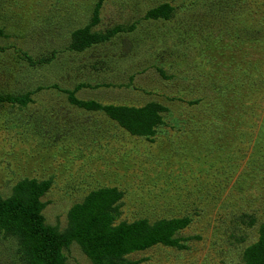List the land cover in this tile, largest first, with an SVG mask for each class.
Segmentation results:
<instances>
[{
  "label": "rangeland",
  "instance_id": "1",
  "mask_svg": "<svg viewBox=\"0 0 264 264\" xmlns=\"http://www.w3.org/2000/svg\"><path fill=\"white\" fill-rule=\"evenodd\" d=\"M86 26L107 38L70 50ZM0 29V96L25 99L0 105V198L49 180L41 215L62 234L89 192L116 188L115 224L190 221L127 261L246 264L264 227V0H0ZM70 97L155 103L160 123L132 135ZM60 252L91 264L74 241ZM33 263L0 229V264Z\"/></svg>",
  "mask_w": 264,
  "mask_h": 264
},
{
  "label": "trees",
  "instance_id": "2",
  "mask_svg": "<svg viewBox=\"0 0 264 264\" xmlns=\"http://www.w3.org/2000/svg\"><path fill=\"white\" fill-rule=\"evenodd\" d=\"M170 11V6L164 4L148 14L152 18L166 19ZM107 36L92 33L89 26L77 29L72 33L70 50L82 52ZM70 100L84 109L103 111L132 135H152L153 128L160 123L162 107L155 103L134 108L101 106L73 97ZM6 102L24 104L25 99L0 96V105ZM49 188V180L23 179L13 186L8 198H0V229L17 237L23 255L30 254L33 264H64L60 250L73 241L91 264H137L127 261L126 256L155 245L176 246L177 240L173 239V235L190 222L184 217L157 220L153 224L144 219L115 224L116 203L122 194L116 188H101L89 192L82 202L68 211L67 227L59 234L44 224L41 215L44 203L40 199ZM244 258L246 264H264V227L259 242L245 250Z\"/></svg>",
  "mask_w": 264,
  "mask_h": 264
}]
</instances>
